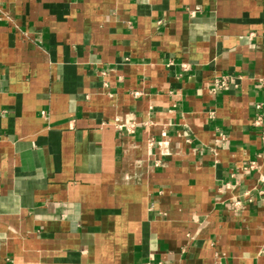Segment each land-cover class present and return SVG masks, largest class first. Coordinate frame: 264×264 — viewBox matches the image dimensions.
I'll list each match as a JSON object with an SVG mask.
<instances>
[{"label": "crops", "instance_id": "crops-1", "mask_svg": "<svg viewBox=\"0 0 264 264\" xmlns=\"http://www.w3.org/2000/svg\"><path fill=\"white\" fill-rule=\"evenodd\" d=\"M0 264H264V0H0Z\"/></svg>", "mask_w": 264, "mask_h": 264}, {"label": "built area", "instance_id": "built-area-1", "mask_svg": "<svg viewBox=\"0 0 264 264\" xmlns=\"http://www.w3.org/2000/svg\"><path fill=\"white\" fill-rule=\"evenodd\" d=\"M215 84L219 88L224 87L227 84L226 78H224V77H222V78H216L215 79ZM116 127L117 128H122V127H125V124H122V123H118L117 122ZM255 165H256V162L255 161H252L251 164H250L251 167H254ZM238 204H239V201H236L234 203V205H238Z\"/></svg>", "mask_w": 264, "mask_h": 264}]
</instances>
